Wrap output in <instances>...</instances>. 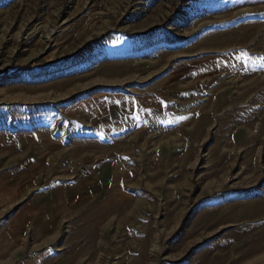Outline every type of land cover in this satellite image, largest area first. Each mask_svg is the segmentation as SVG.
Segmentation results:
<instances>
[{"label":"rangeland","instance_id":"374dc122","mask_svg":"<svg viewBox=\"0 0 264 264\" xmlns=\"http://www.w3.org/2000/svg\"><path fill=\"white\" fill-rule=\"evenodd\" d=\"M264 0H0V264H264Z\"/></svg>","mask_w":264,"mask_h":264},{"label":"snow or ice","instance_id":"6c2138e0","mask_svg":"<svg viewBox=\"0 0 264 264\" xmlns=\"http://www.w3.org/2000/svg\"><path fill=\"white\" fill-rule=\"evenodd\" d=\"M262 60H264V58H261Z\"/></svg>","mask_w":264,"mask_h":264}]
</instances>
